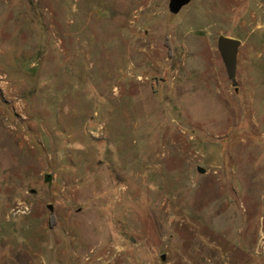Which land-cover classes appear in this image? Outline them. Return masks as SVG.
Segmentation results:
<instances>
[{
  "label": "rangeland",
  "instance_id": "rangeland-1",
  "mask_svg": "<svg viewBox=\"0 0 264 264\" xmlns=\"http://www.w3.org/2000/svg\"><path fill=\"white\" fill-rule=\"evenodd\" d=\"M168 2L0 0V264H264V0Z\"/></svg>",
  "mask_w": 264,
  "mask_h": 264
},
{
  "label": "water",
  "instance_id": "water-1",
  "mask_svg": "<svg viewBox=\"0 0 264 264\" xmlns=\"http://www.w3.org/2000/svg\"><path fill=\"white\" fill-rule=\"evenodd\" d=\"M191 0H169L168 9L172 15L178 14L182 8L187 6ZM241 45L240 40L220 35L217 38V50L221 57L223 66L225 68L228 80L232 86L237 87L236 82V69H237V55L239 47ZM198 173H204V169L197 167ZM51 209V206L49 207Z\"/></svg>",
  "mask_w": 264,
  "mask_h": 264
}]
</instances>
